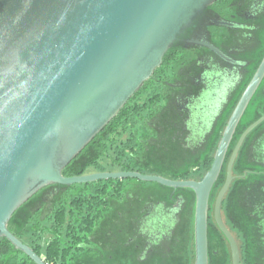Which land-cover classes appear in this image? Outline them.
<instances>
[{"label": "water", "instance_id": "1", "mask_svg": "<svg viewBox=\"0 0 264 264\" xmlns=\"http://www.w3.org/2000/svg\"><path fill=\"white\" fill-rule=\"evenodd\" d=\"M218 0H0V238L35 264H44L7 228L14 212L41 190L98 180L135 178L194 196L193 264H208V214L213 189L245 111L262 101L264 54L217 142L209 170L199 180H174L137 172L65 177L62 170L149 80L176 44L205 48L230 65L237 61L209 39L206 25L226 26L208 9ZM263 44V43H262ZM264 46V44H263ZM226 164L213 220L228 242L236 241L221 216L232 167L246 136Z\"/></svg>", "mask_w": 264, "mask_h": 264}, {"label": "trees", "instance_id": "2", "mask_svg": "<svg viewBox=\"0 0 264 264\" xmlns=\"http://www.w3.org/2000/svg\"><path fill=\"white\" fill-rule=\"evenodd\" d=\"M214 13L220 15L222 21L225 19L230 24L226 26L209 24L205 26V31L209 32L208 37L215 46L237 61L232 72L218 78L217 70L228 66V63L205 48L174 45L167 51L162 65L155 70L152 77L62 170L63 176L83 175L89 166L107 171V167L98 163L101 156L105 158L106 166L115 167L116 170L145 174L143 170L148 168L154 172L167 173L170 179L174 180H200L204 176L212 163L221 130L264 54L261 40L264 30V0H218L208 9V16L212 17ZM219 87L221 89H218ZM262 93L264 94V82ZM213 103H217V112L213 117L217 129L220 125L217 137L210 140L208 136H204L206 133L204 130L200 133L202 135L195 137L192 130L196 125L190 123L186 137L183 125L185 117L192 111L190 117L206 120L207 108L213 106ZM139 122L145 123L149 133H135ZM236 139L233 140L230 150ZM227 160L228 156L225 163ZM236 183L237 181L233 182L232 191L237 187ZM241 185L239 190L248 191L250 188ZM255 185L259 188L264 187L263 182ZM47 188L53 193L50 194V201H68L66 210L61 207L54 213L55 224L52 227L55 230L62 227L63 216L66 213L69 214V220L71 215L74 216L72 221L77 227L80 225L83 227L85 222H89L93 230L99 226L100 208L108 204L107 201L119 199L135 201L137 198L160 200L173 193L174 197L178 196L186 203L187 242L192 264L194 260L192 191L172 190L135 179L99 180L68 187ZM39 193L21 205L7 225L8 230L18 240L28 245L36 244L40 239L36 226L37 212L35 209L34 211L31 208L26 209L28 206L31 207L33 201L38 200ZM239 202L235 203L233 212L243 222L237 223L241 230L248 231L249 228L248 232L253 235L250 241L252 264H264V210H257L259 212L257 217L248 216L245 211L247 203ZM227 218L232 224L234 219H230L228 215ZM69 231H72V228L67 221V237L70 234L74 236L75 233H68ZM214 232L217 231L211 214L208 218V233L213 235ZM27 240L30 243H27ZM54 245L49 244L47 251L54 252L56 249ZM17 253L22 254L5 238H0V264H32L21 258L16 260L14 256Z\"/></svg>", "mask_w": 264, "mask_h": 264}, {"label": "flooded vegetation", "instance_id": "3", "mask_svg": "<svg viewBox=\"0 0 264 264\" xmlns=\"http://www.w3.org/2000/svg\"><path fill=\"white\" fill-rule=\"evenodd\" d=\"M223 15L226 16L225 13ZM262 47H264L263 44ZM233 67L234 65L229 64L228 66L222 67L221 70H217L216 76L219 78L230 74ZM218 89H221V87ZM220 92H222V90H220ZM216 105L217 103H213V106L210 105L207 108L206 118L208 119L206 120L190 117L192 114V111H190V115H187L183 121L186 137L188 136L187 132L189 131V123L196 125L192 130L195 137L202 135L200 134L202 130L206 132L204 136H208L210 140L217 137L220 131V125L217 129L216 120L213 118L217 112ZM263 109L264 99L261 101L260 98H258V100L256 102L254 101L251 107L245 111L241 123L235 132L237 138H235V144L242 132L249 125L264 116ZM206 123L209 124L206 125ZM233 147L229 150L228 159ZM227 162L224 163L225 165H223L222 171L217 180L216 185L219 184L217 192L224 183ZM235 166L238 170L237 173H233ZM100 172L105 173L107 171ZM117 172L137 171L117 170L114 173ZM222 172H225L224 179H221ZM232 175L235 178L222 199L221 216L225 226L236 241L239 253V263L252 264L249 230H241L240 226L237 225L236 216L233 211L235 209V203H240L239 201L247 203L245 211H247L248 216L257 217L259 216L257 210H264V187L259 188L258 185H255L258 182L264 183V121L246 136L232 167ZM135 180L139 181L138 179ZM235 181H237V187L232 191L231 186ZM241 182H244L242 183L244 186H250L248 191L239 190L240 186H242ZM229 190L231 191L229 192ZM50 194L53 193L51 190H48V188L41 190L37 197L38 200L33 201L31 207L28 206V208H26L27 210L31 208L33 211L35 209V212H37L36 226L39 229L40 239L36 241V244H23L27 245L44 264L191 263L187 242L188 229L186 220V203L178 196L174 197V195H172L173 193L160 200L137 198L135 201H123L120 199L117 201H107L108 204L105 206L102 205L100 208L99 226L93 230L91 229L92 225H90L89 222H85L83 227L81 225L77 227V224L72 221L74 216L71 215V219L69 220V214L67 213L63 216L64 221L61 224L62 227H60V229L56 228L55 230L52 227L55 224L54 213L61 207H64L66 210L68 207V201H50ZM214 202L212 206L210 205L209 207L208 218L211 214L213 217ZM223 211L230 219H234L232 224H230L228 218V224L225 222L222 213ZM67 221L72 228V231H69L68 233H75L74 236L77 235L76 237L73 235L71 236V234L67 237ZM46 230L49 233V237L48 239L46 238V244L42 246L41 240ZM216 231L217 232H214L213 235L209 233L207 234L208 264H232L228 242L222 236L217 227ZM28 242L30 243L29 240H27V243ZM51 243L55 244L54 246L56 249L54 252L47 251V246ZM14 258L16 260L21 258L24 259L26 263L30 261L32 264H35L24 253H17Z\"/></svg>", "mask_w": 264, "mask_h": 264}, {"label": "rangeland", "instance_id": "4", "mask_svg": "<svg viewBox=\"0 0 264 264\" xmlns=\"http://www.w3.org/2000/svg\"><path fill=\"white\" fill-rule=\"evenodd\" d=\"M261 40H262V43L264 44V30H263V33H262V35H261ZM188 53H190V52H188ZM263 112H264V109H263ZM135 133L136 134H145V133H149V128L148 127H146V125L144 124V122H139L138 124H137V126H136V131H135ZM104 159L105 158H103L102 156L101 157H99V159H98V163H99V165H104L105 167H107V172H112V173H114V172H116L117 170V168H113V167H109V166H106L105 165V161H104ZM252 167V166H251ZM250 167V168H251ZM237 168H236V166L234 167V169H233V173H237ZM100 172V169L99 168H97V167H95V166H89V167H87L85 170H84V174L83 175H91V174H95V173H99ZM143 172L146 174V175H157V176H161V177H164V178H170L169 177V175H167V173H158V172H154V171H152V170H150V169H148V168H145L144 170H143ZM224 173L225 172H222V174H221V179H224ZM242 181V180H241ZM242 183H244V182H241V184ZM218 187H219V184H217L216 185V187H215V189H214V191H213V195H212V199H211V201H210V205L212 206V204H213V202H214V200H215V197H216V194L218 193L217 192V190H218ZM233 187V186H232ZM231 187V188H232ZM231 190H229V192H230ZM228 192V193H229ZM223 213V218H224V220H225V222L228 224V221H227V215L226 214H224V211L222 212ZM241 222H240V221ZM236 221H237V223H240V224H242L243 222H242V220L240 219V218H237L236 217ZM229 226V225H228ZM248 230H249V228H248ZM250 231V230H249ZM251 234V235H250ZM249 234V239H250V241H251V238H252V233H250ZM48 237H49V233H48V231L46 230L45 231V233L43 234V236H42V240H41V244H42V246H44L45 244H46V242H47V239H48ZM47 238V239H46Z\"/></svg>", "mask_w": 264, "mask_h": 264}]
</instances>
